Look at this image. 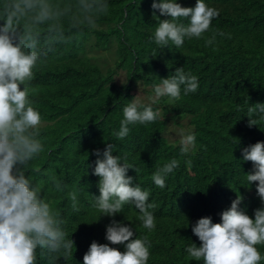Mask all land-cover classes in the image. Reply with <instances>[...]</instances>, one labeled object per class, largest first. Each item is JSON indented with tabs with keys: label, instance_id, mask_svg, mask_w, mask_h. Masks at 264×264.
<instances>
[{
	"label": "trees",
	"instance_id": "16d2710c",
	"mask_svg": "<svg viewBox=\"0 0 264 264\" xmlns=\"http://www.w3.org/2000/svg\"><path fill=\"white\" fill-rule=\"evenodd\" d=\"M177 2L194 7L196 0ZM204 2L218 9L219 16L201 38H185L178 48L171 42L167 47L155 43L159 21L153 17L152 0H108L109 9L95 28L66 33L72 39L55 45L34 69L30 98L42 117L43 151L30 162L28 174L62 213L66 239L74 241L72 253L61 255L59 264H83L92 241L109 243L105 232L112 217L93 207L99 177L92 175L94 152L102 153L107 143L114 145L113 155L138 169V174L129 169L128 175L150 190L148 202L157 205L152 230L143 227L141 213L131 204L115 216L134 226L138 238L146 236L151 242L149 264H203L186 252L191 242L200 245L192 224L202 217L219 223L239 193L244 197L240 207L253 218L261 207L258 182L250 185L246 179L253 165L243 161L241 149L264 141V119L249 128L247 117L250 104L264 103V0ZM180 22L188 23L183 18ZM213 35L215 40L207 44ZM178 67L198 77L197 91L184 95L182 90L179 99L159 98L151 105L160 111L155 122L129 125L128 136L117 139L123 108L136 96L150 105L160 79ZM183 120V134L196 135L195 146L184 155L181 137L173 138L168 127L170 121ZM172 158L179 160V167L159 188L152 175ZM53 175L68 186L65 191L55 189ZM72 190L77 193L76 209L67 195ZM111 246L125 250L124 245ZM257 248L264 256V245ZM40 264L51 262L41 257Z\"/></svg>",
	"mask_w": 264,
	"mask_h": 264
},
{
	"label": "clouds",
	"instance_id": "9594fccd",
	"mask_svg": "<svg viewBox=\"0 0 264 264\" xmlns=\"http://www.w3.org/2000/svg\"><path fill=\"white\" fill-rule=\"evenodd\" d=\"M151 7L153 17L159 21L153 38L162 47L171 42L179 48L185 38H201L220 14L204 0H196L194 7L182 6L177 0H152ZM108 9V0H75L63 4L52 0H0V21H3L0 24V264H40L41 257L59 264L61 255L66 258L72 253L74 241L66 239L62 213L44 198L40 186L28 174L30 162L43 151L39 139L42 117L30 98V84L34 69L44 62L54 46L72 39L66 33L95 28ZM157 10L159 17L166 18L160 19ZM181 18L188 23L180 22ZM214 40L215 35L206 43ZM160 80L150 105H143L136 96L123 108L119 131L114 133L117 139L128 136L129 125L155 122L160 111H154L151 105L159 98L179 99L182 90L188 95L199 87L198 77L186 73L183 67ZM247 117L249 128L257 126L258 120L264 119V103L250 104ZM195 142V133L182 132L181 154H187ZM113 148L112 143H107L102 153L95 150L97 159L92 171V175L99 177V196L94 195L93 207L101 216L112 217L105 232L109 243L92 241L83 255V264H149L151 242L146 236L138 238L134 226L117 221L115 216L122 212L123 205L131 204L141 213L143 227L152 230L155 228L152 210L157 205L148 202L150 190L142 189L128 175L129 169L137 174L138 169L126 159L122 162L119 155H113ZM241 152L243 161L253 165L246 179L250 185L258 182L256 194L261 207L254 210L253 218L240 207L244 197L239 193L231 206L222 211L219 223H213L211 217H202L192 224L191 231L200 245L191 242L186 252L197 262L260 264L264 260L257 248L264 245V141L250 144ZM178 167L176 158L157 167L152 175L154 184L164 188L166 177ZM50 179L57 191L67 189L62 179L55 175ZM67 195L76 209V191ZM111 245H124L125 250Z\"/></svg>",
	"mask_w": 264,
	"mask_h": 264
},
{
	"label": "rangeland",
	"instance_id": "374dc122",
	"mask_svg": "<svg viewBox=\"0 0 264 264\" xmlns=\"http://www.w3.org/2000/svg\"><path fill=\"white\" fill-rule=\"evenodd\" d=\"M121 78H122V76L120 75L118 77V79H120V81H121ZM139 95H144V94L142 92H139ZM171 115H173V114H171ZM181 123H182V125H181ZM185 124H186L185 120L180 121V124H176L173 121L169 122V126H168L169 127V133L172 134L173 138L181 137V133L187 130V128L184 126Z\"/></svg>",
	"mask_w": 264,
	"mask_h": 264
}]
</instances>
